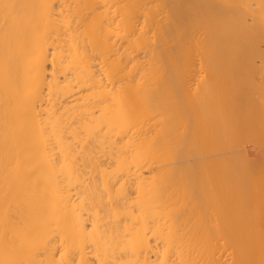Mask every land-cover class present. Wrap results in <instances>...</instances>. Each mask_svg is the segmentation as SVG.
<instances>
[{
    "label": "bare ground",
    "instance_id": "obj_1",
    "mask_svg": "<svg viewBox=\"0 0 264 264\" xmlns=\"http://www.w3.org/2000/svg\"><path fill=\"white\" fill-rule=\"evenodd\" d=\"M0 264H264V0H0Z\"/></svg>",
    "mask_w": 264,
    "mask_h": 264
}]
</instances>
